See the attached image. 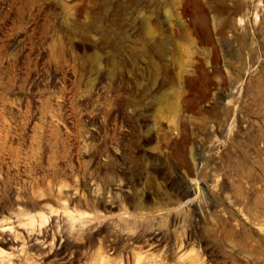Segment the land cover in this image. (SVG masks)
<instances>
[{
    "label": "rangeland",
    "instance_id": "obj_1",
    "mask_svg": "<svg viewBox=\"0 0 264 264\" xmlns=\"http://www.w3.org/2000/svg\"><path fill=\"white\" fill-rule=\"evenodd\" d=\"M0 264H264V0H0Z\"/></svg>",
    "mask_w": 264,
    "mask_h": 264
},
{
    "label": "water",
    "instance_id": "obj_2",
    "mask_svg": "<svg viewBox=\"0 0 264 264\" xmlns=\"http://www.w3.org/2000/svg\"><path fill=\"white\" fill-rule=\"evenodd\" d=\"M188 197L192 198V195L191 194H188Z\"/></svg>",
    "mask_w": 264,
    "mask_h": 264
}]
</instances>
